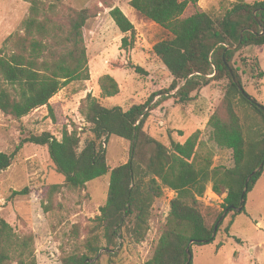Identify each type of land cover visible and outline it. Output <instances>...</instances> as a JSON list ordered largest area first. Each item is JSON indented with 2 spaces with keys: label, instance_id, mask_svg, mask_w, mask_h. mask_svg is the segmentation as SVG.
<instances>
[{
  "label": "trees",
  "instance_id": "obj_1",
  "mask_svg": "<svg viewBox=\"0 0 264 264\" xmlns=\"http://www.w3.org/2000/svg\"><path fill=\"white\" fill-rule=\"evenodd\" d=\"M24 1L31 5L24 32L9 37L0 56V112L22 120L46 107L56 120L58 106L51 100L71 83L90 80L84 28L97 13L87 8L70 9L63 23L55 13L56 5L48 8L40 0ZM130 6L166 32L167 37L152 49L153 56L173 78L170 88L159 94L161 98L187 105L204 88L226 83L221 108L209 119L210 140L232 151L234 167L213 168L208 161L198 169L194 157L199 132L184 144L172 141L170 148L150 137L145 125L159 104L149 108L158 95L127 110L105 107L88 95L81 103L80 113L93 139L82 144L76 131L65 130L61 140L43 133L24 141L47 147L56 172L65 177L62 185L39 189L45 213L50 212L54 197L64 189L84 190L87 184L110 175L106 204L95 225L87 229L84 251L75 248L74 253L62 258V264H101L102 251L116 257L124 244L144 242L150 231L153 206L165 189L176 196L146 264H187L188 249L192 252L194 246L210 244L216 238L215 226H207L200 204L208 185H212L216 195L226 194L224 209L238 208L245 189L247 200L264 173L263 168L253 174L264 162V107L244 91L240 64H248L239 57L242 51L264 47V0H239L217 17L203 11L199 0H132ZM109 14L122 34H135L133 23L120 8H113ZM123 42L127 45V39ZM239 43L238 49H230ZM131 68L137 74L148 75L140 66ZM251 71L258 72L259 80L264 78L258 62L253 63ZM100 89L106 98L116 97L120 91L109 75L101 78ZM243 103L254 111L251 117L258 122L255 139L250 137V121ZM112 136L131 144L129 161L113 170L108 165L106 148ZM12 161L13 155L0 150V174ZM32 192L29 188L14 191L10 199ZM226 230L228 233L229 228ZM81 236L80 227L75 225L72 238L79 241ZM34 246L33 234L20 235L5 219H0V264H38Z\"/></svg>",
  "mask_w": 264,
  "mask_h": 264
},
{
  "label": "rangeland",
  "instance_id": "obj_2",
  "mask_svg": "<svg viewBox=\"0 0 264 264\" xmlns=\"http://www.w3.org/2000/svg\"><path fill=\"white\" fill-rule=\"evenodd\" d=\"M40 1L48 8L56 5L55 13L61 16L63 23L70 9L87 8L97 13V17L88 21L84 28L90 80L71 83L51 100V104L58 106L56 120L49 115L46 107L33 111L22 120H15L0 112V150L13 155L11 166L0 174V219H5L20 235H34L38 264H62V258L74 253L75 248L79 252L84 251L82 244L88 237L87 229L95 225L101 207L106 204L110 175L87 184L84 190L64 189L54 197L50 212L45 213L39 189L62 185L65 177L56 172L47 147L24 141L43 133L61 139L65 130L69 133L76 131L82 144L93 139L80 113L81 103L88 95H92L105 107H120L124 110L134 104H144L153 95H158L149 108L154 103L159 104L154 106L145 125V132L150 137L170 148L172 141L184 144L199 132V144L194 157L198 169L203 168L208 161L213 168H232L234 159L232 151L222 149L210 140L212 130L209 119L221 108L226 83H215L204 88L187 105H178L174 99L161 98L159 94L170 88L173 78L153 56L152 49L167 35L159 25L134 10L130 6L132 0ZM237 1L199 0V7L217 17ZM244 1L253 3L256 0ZM30 7V3L24 0H0V56L9 37L23 34ZM116 7L133 23L134 35L122 34L115 25L109 13ZM124 39H127V45ZM239 57L248 64H240L244 73V91L264 107V78L259 80L256 78L258 72L251 71L253 63L258 62L264 72V47L242 51ZM132 65L142 67L148 75L137 74L131 68ZM106 75L114 78L119 85L120 91L116 97L106 98L102 95L100 80ZM243 106L248 112L250 137L255 139L258 122L251 117L254 111L245 103ZM237 111L240 113V109ZM106 148L111 170L129 161V142L112 136ZM211 187V184L208 185L205 195L200 198L201 210L209 228L216 226L226 211L222 206L226 194L216 195ZM25 188L33 192L28 196L10 199L14 191ZM175 196V192L165 189L163 196L156 200L150 231L144 242L124 244L116 257L102 251L99 256L101 264H146L158 244L170 203ZM244 210L242 213L228 212L219 225L214 242L192 248L193 264H264V173L253 191L247 195ZM75 225L81 230L79 241L72 238ZM220 244L222 246L219 248Z\"/></svg>",
  "mask_w": 264,
  "mask_h": 264
},
{
  "label": "water",
  "instance_id": "obj_3",
  "mask_svg": "<svg viewBox=\"0 0 264 264\" xmlns=\"http://www.w3.org/2000/svg\"><path fill=\"white\" fill-rule=\"evenodd\" d=\"M240 46V43L236 46V47H232L230 48L231 50H236L238 49V47ZM243 90V89H242ZM264 168V162L260 165V167L253 173H257L258 171L262 170ZM247 194V189H245L243 196H242V201L240 204V207L236 208L234 206L230 207L229 209H227L224 214L222 215V217L219 219L218 223L216 224L215 228H214V237L217 234L218 228L220 223L226 218L228 212L230 210L236 211L237 213H242L245 209V205H246V199H245V195ZM193 244V242L190 244V246ZM188 253V263L187 264H191V262L193 261V253L191 252L190 249L187 250Z\"/></svg>",
  "mask_w": 264,
  "mask_h": 264
},
{
  "label": "built area",
  "instance_id": "obj_4",
  "mask_svg": "<svg viewBox=\"0 0 264 264\" xmlns=\"http://www.w3.org/2000/svg\"><path fill=\"white\" fill-rule=\"evenodd\" d=\"M55 138L58 139V140H61V139H62V138L60 139V138H58V137H55Z\"/></svg>",
  "mask_w": 264,
  "mask_h": 264
}]
</instances>
